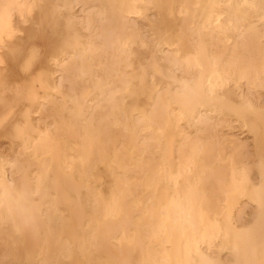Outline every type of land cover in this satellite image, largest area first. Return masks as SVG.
<instances>
[{
	"label": "bare ground",
	"instance_id": "1",
	"mask_svg": "<svg viewBox=\"0 0 264 264\" xmlns=\"http://www.w3.org/2000/svg\"><path fill=\"white\" fill-rule=\"evenodd\" d=\"M25 1L0 0V42L7 40L2 56L9 61L0 82L7 80L4 91L20 88L9 96L23 102L15 119L0 124V137L34 140L26 157L39 171L33 201L26 174L24 190L6 176L7 165L15 172L27 163L11 162L0 151V238L7 240L9 264H264V111L227 82L264 87V42L256 23L264 21V0H77L99 9L105 23L98 39L92 32L99 26L73 16L55 34L56 7L49 11L46 0H36V8H28ZM35 9V23L47 22L52 38L47 58L24 87L15 64L32 36H18L13 12L24 24ZM151 10L159 20L150 23L153 40L143 42L130 19H146ZM128 33L133 42L120 52ZM138 44L148 67L164 79L151 78L142 67ZM161 44L185 55L176 65L185 61L195 69L180 92L170 90L178 77L158 64ZM63 57L67 65L60 64ZM53 59L62 72L59 82L48 66ZM66 80L80 89L64 95ZM160 83L166 90L156 89ZM55 96L63 102L49 99ZM4 97L0 113L15 107ZM58 109L68 111L67 121ZM209 113L247 129L259 157V184L241 166L245 142L216 133L210 145L198 146L205 137L187 136L183 125L219 132L221 124H213ZM243 200L256 208L248 224L236 227V206ZM218 243L231 259L201 249Z\"/></svg>",
	"mask_w": 264,
	"mask_h": 264
},
{
	"label": "rangeland",
	"instance_id": "2",
	"mask_svg": "<svg viewBox=\"0 0 264 264\" xmlns=\"http://www.w3.org/2000/svg\"><path fill=\"white\" fill-rule=\"evenodd\" d=\"M67 1L69 4L67 6V9L61 7L63 2H64L63 0H46V2H45L46 7L49 11H53L54 7H56V9L58 8L57 9L58 11L56 9H55V11L57 13L56 18L59 21V26H58L57 30L55 31V34H60V32H62L64 27H65V23H66L65 20L67 19V17L73 16V17H75L76 21L79 23L81 21L85 22V20H87V19H90V21L92 20L95 23L96 27L97 26L100 27V28L97 27V28L93 29V32H92L93 38L98 39L99 37H101V34L104 32L103 24L105 22L100 20V16L98 13L99 9L98 8H90V6L84 5L83 2H80L77 0H67ZM25 2L27 3L28 8H36V6L38 5V3H36V0H26ZM59 9H60V11H59ZM13 14H14L13 15L14 24H15L16 28H21V32H22L18 36L20 38L21 37L27 38V37L32 36V38H27V40L24 42V44H23L24 51H23V53H21L20 57L18 58L17 63L15 64L16 76H17V78H20V80L22 81V83L25 87V86H27V85L29 86L31 84V82L33 80L32 78H33L35 72L37 71L39 62L44 57L47 58L48 52L50 50L49 45L51 43V38H52V29H51L50 25L45 21H43V23L40 26L35 23L36 17H37V15H36L37 9H35L33 11L32 16H33V14H34V16L32 19L27 17V16H29L27 14V12L25 13V18L27 17V19H26L27 22L24 24L22 22V20L24 18L20 17L21 16L20 13L13 12ZM147 15H149V16L146 17V19H136V18L130 19L131 23L135 24L138 27V29L140 30V32L142 34L141 40L143 42H145V41L150 42L153 40L152 29H151L150 23L156 24L159 20L158 19L159 16H157L156 12L153 10L149 11L147 13ZM256 20H258V18H255V21ZM222 22H224V19H222ZM256 23H257V25H259V29L262 31V35H263L262 40L264 42V21L260 20V21H257ZM76 27L78 29H81L79 24ZM124 33H126V32H124ZM120 42H121L120 43V52H121L122 50H125L127 47L130 46V42H133V38H131L129 33L127 35L124 34L122 36V38L120 39ZM227 43H231V41L228 40ZM6 44H7L6 38L3 39L2 42H0V60L2 59V61H3V63L0 62V77L1 78L2 77L5 78V75H6L5 64L9 62L8 60L6 62V60L3 59V56H2L3 52L5 50L4 47ZM136 46L139 49L138 58H139L140 64L142 65V67L146 71H148V73L150 74V77L152 78V76H154L157 79H162V78L164 79V76L162 75L160 70H153V69L148 67L149 63L147 60V58H148L147 54L142 53L144 51L143 46L141 47L140 44H138ZM157 50L159 51V52H157V55L159 58V62H158L159 66L161 65L165 68V70L167 69L168 71H171L180 80V82H177V83L171 85L170 90H172V93L180 92L182 90L181 87H179L181 85V81L185 80V79L194 78L195 77V69L189 68L187 66V62H185V61L179 62V64L176 65L175 62L177 60H179L180 58L184 59L183 57H185V55L184 54H181V55L176 54L174 51H172L171 47L164 45V44L163 45L161 44L157 48ZM32 52L35 53V56L33 58L34 60H32L30 57L32 55ZM64 59H66V58H64V57L60 58V62H61L60 64L67 65L68 61L64 60ZM30 60H32L33 62L35 61V62L33 63ZM254 60L256 61V59H254ZM56 63H57V60L53 59V60H51V62L48 63V66L50 67L51 72L54 73L53 76L55 77V81L59 82L60 79L62 78V72L58 71ZM27 69H28V71H27ZM4 81L0 82V95L6 96V97H4V98H6L5 99L6 103H8V104L9 103L14 104L15 102L16 103L14 104L15 107H11V108L0 113V124L4 123L6 121H12L13 119H15L18 116L17 113L20 110V107H22V105H23L22 104L23 102L20 98H17V97L12 98L11 96H9V94H13V92H14V94H17L16 91L19 90L20 88H16L15 86L11 85L12 87H10V89L4 91L5 85H6V84H4ZM74 81L79 82L80 79H76ZM227 82L229 83V86L231 85L230 87L234 90V92L239 97L247 96L256 105H258L260 108H262L261 111H264V87H256V85H250L249 86V84L245 80H243L239 83L233 82V81H227ZM1 83H2V85H1ZM63 84L64 85L62 86L61 90L63 91L64 95L71 94L73 91L72 90L73 87H75L76 90L80 89V86H77L76 82L73 83V86L71 84V81H69V80H66ZM165 88L166 87L163 83L162 84L160 83L159 86L157 85V87H156V89H160V90H163V89L166 90ZM221 91L219 89V92H221ZM86 98H89V97H86ZM49 99H53L54 101H58V102H63V100H62L63 98H61V96H60V98L58 96L57 97L55 96L54 98L49 97ZM18 100H21V103H19ZM17 101L20 105H17L18 104ZM43 102H46V100ZM96 103H97V101L93 102L92 104H96ZM14 108H17V110L15 109L16 113L15 112H14L15 114L12 113L11 118H10L9 113ZM45 108L48 111H52V109H51L52 106L46 105ZM60 109H58V111H57L58 113L60 112L58 117H61L67 121L68 116H70V114H68V111L62 112ZM210 115L212 117H216V119L214 118V120L212 122L213 124H215V123L221 124L219 132H216L213 129H209V130H205L203 133H197V130L194 127L189 128L187 125H183L185 133L187 134V136H189L190 138H195V139L198 136L203 137V138L205 137L206 140L204 138L199 143L198 146H201L203 144H209L210 145L211 140H212L211 137L216 135V133L220 137H222V136L230 137V136L234 135L235 137L239 138L242 142H245L248 146L247 153L243 157V162H242L241 166H243L244 169H248L247 175L251 179V182L256 184V185L259 184L261 181L260 171H259V167H258L259 157L257 156L256 150H255V142H254L253 138L250 136L249 132H247V129L241 128L240 125H238V123L234 120H231V121L226 120L223 117L215 116L214 113H211ZM7 117H9V118H7ZM33 117H35V118L37 117L39 119L40 113L37 112L36 114L33 115ZM230 128H231V130H230ZM33 139H35V137H33ZM33 141L34 140L27 141V142H25V141L20 142V140H17V141L10 140L7 135L1 136L0 137V151L3 154V156L6 157L11 162L15 161L19 165L25 161L24 164L25 163L30 164V167L28 169H26V167H28L27 164L25 166L23 165L20 167H15L16 168L15 172H13L12 169H10V167L7 165L6 168L8 171L6 172V176H7V179L15 182L16 188L18 190H24L27 188V185L23 179V175L26 174L25 176L27 177V182L30 185L29 190L32 191L30 200L35 201V199L37 197V186H38L37 182H38V177H39V171L37 169L38 167L35 166L34 163H28L29 160L26 157V156L32 155V153H33L32 148H30L34 145ZM26 147H28L29 150ZM25 149H27V151H25ZM33 158H34V156H33ZM246 164H248V165H246ZM244 169H242V171ZM178 170H179V168H176V172H178ZM25 171H26V173H25ZM179 174L180 173H178V175ZM242 174L243 173L241 172L239 176H241ZM178 175L177 176L175 175L174 178H177ZM240 181H242V180H240ZM62 192H64V193H62V195L64 194L63 196H69L68 192H66V191H62ZM169 193L171 195H173L172 197H174V194L177 193L176 187L175 186L172 187V189L169 191ZM226 194H228V193H226V192L223 193L222 198L220 200V204L222 205V207H224L226 204ZM236 207H237V209L235 210L233 225L236 227H240L243 224H248L250 222L251 214L253 213V211H255L256 206L254 204H252L250 201L243 200L240 203H237ZM201 249L203 251H206L207 254H214V256H222L226 260L231 259L230 258L231 257L230 251L228 249H224L222 247V245H220V243L216 244V246L213 249H211L210 246H208L207 244H203V245H201ZM8 251H9V249L7 247V240L3 241L0 238V258L5 259L6 264H9L8 257H6V254L8 253ZM251 257H252L251 259L253 260L254 259L253 256H251Z\"/></svg>",
	"mask_w": 264,
	"mask_h": 264
}]
</instances>
